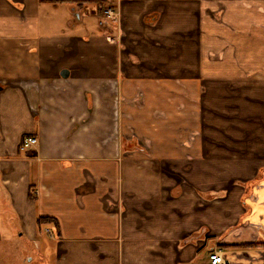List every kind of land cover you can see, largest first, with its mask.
Wrapping results in <instances>:
<instances>
[{"label":"crops","instance_id":"0c3cea01","mask_svg":"<svg viewBox=\"0 0 264 264\" xmlns=\"http://www.w3.org/2000/svg\"><path fill=\"white\" fill-rule=\"evenodd\" d=\"M262 235L264 0H0V264H264Z\"/></svg>","mask_w":264,"mask_h":264},{"label":"built area","instance_id":"2783aa9c","mask_svg":"<svg viewBox=\"0 0 264 264\" xmlns=\"http://www.w3.org/2000/svg\"><path fill=\"white\" fill-rule=\"evenodd\" d=\"M103 16L105 18L111 19L112 21H116V12L112 10L110 7H106L103 9ZM100 24H103L102 21H100ZM37 143V138L35 136H28L24 137L20 144V149H25L29 146H34ZM50 234L51 231L48 230ZM209 263L210 264H230L229 260L225 257L223 254V251L221 250H214L210 252L209 254Z\"/></svg>","mask_w":264,"mask_h":264},{"label":"rangeland","instance_id":"374dc122","mask_svg":"<svg viewBox=\"0 0 264 264\" xmlns=\"http://www.w3.org/2000/svg\"><path fill=\"white\" fill-rule=\"evenodd\" d=\"M47 231L48 230H45V234L48 235L49 237L46 236V235H44V239L47 238V243L42 246V248H41L40 251L44 255H48V256L52 255L53 256V259H54V252H53V246H52V244H53V240H55V237H57V234H56V230L54 228L51 229V233L52 234H50ZM11 255H12V258L15 257V255L12 252H11ZM30 256H34L36 258V256L33 255L32 252H30ZM208 258H209V256H208ZM200 261H201V259H200ZM206 261H207V259H206Z\"/></svg>","mask_w":264,"mask_h":264},{"label":"flooded vegetation","instance_id":"af4514ba","mask_svg":"<svg viewBox=\"0 0 264 264\" xmlns=\"http://www.w3.org/2000/svg\"><path fill=\"white\" fill-rule=\"evenodd\" d=\"M106 7H110V8H112V10H114L115 12H116V10H115L114 6L111 5V4H109V5H107V4L99 5V10H100L99 19H102V20L108 21V20H111V19L105 18V17L103 16V9L106 8ZM262 238H263V240H264V235H262Z\"/></svg>","mask_w":264,"mask_h":264},{"label":"trees","instance_id":"16d2710c","mask_svg":"<svg viewBox=\"0 0 264 264\" xmlns=\"http://www.w3.org/2000/svg\"><path fill=\"white\" fill-rule=\"evenodd\" d=\"M49 220H47V218H39L38 222L39 223H47Z\"/></svg>","mask_w":264,"mask_h":264},{"label":"bare ground","instance_id":"6f19581e","mask_svg":"<svg viewBox=\"0 0 264 264\" xmlns=\"http://www.w3.org/2000/svg\"><path fill=\"white\" fill-rule=\"evenodd\" d=\"M100 21H102L103 23L105 22V20H102V19H100ZM100 21H99V22H100ZM108 21H112V20H108ZM112 22H114V21H112ZM99 24H100V23H99Z\"/></svg>","mask_w":264,"mask_h":264}]
</instances>
